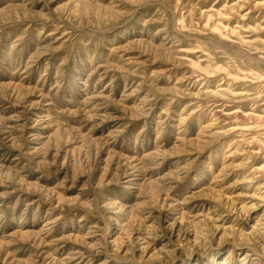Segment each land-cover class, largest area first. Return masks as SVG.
Wrapping results in <instances>:
<instances>
[{
    "label": "rangeland",
    "instance_id": "1",
    "mask_svg": "<svg viewBox=\"0 0 264 264\" xmlns=\"http://www.w3.org/2000/svg\"><path fill=\"white\" fill-rule=\"evenodd\" d=\"M0 264H264V0H0Z\"/></svg>",
    "mask_w": 264,
    "mask_h": 264
}]
</instances>
